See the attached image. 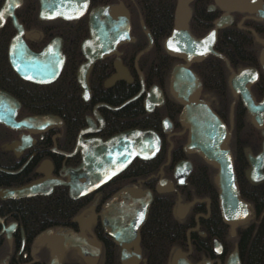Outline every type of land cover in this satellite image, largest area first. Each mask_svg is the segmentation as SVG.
<instances>
[{
    "label": "flooded vegetation",
    "instance_id": "flooded-vegetation-1",
    "mask_svg": "<svg viewBox=\"0 0 264 264\" xmlns=\"http://www.w3.org/2000/svg\"><path fill=\"white\" fill-rule=\"evenodd\" d=\"M84 1H87L86 9L80 10V0H0V110L6 111L7 116L14 114L13 120L10 121L12 125L0 122V264H123L124 247L115 243L113 237L106 232L101 221V211L114 194L128 185L138 193L149 190L152 194L145 220L138 229L136 245H130L128 248L132 254H139L134 264H146L143 233L147 230L146 224L155 197L164 194L175 195L172 215L183 227V241L172 247L167 264H172L176 255L184 257L190 264H225L227 257L235 249L239 256V229L247 227L254 212L253 204L240 192L236 174L233 143L234 140L240 139L239 135H247L244 137L247 142L253 139L254 135L257 137L258 147L252 150L243 147L247 164L245 177L255 184L264 181V177L257 182L248 177L252 165L249 155L254 157L262 150L264 126L258 127L254 123V115L244 105L240 93L234 92L231 87L233 74L245 68L254 69L257 78L247 86L254 101L264 104V10H258L257 0H251L248 10H226L221 5L226 4L224 0H208L203 5V10L204 14L210 17L211 26L202 34H195L191 26L196 18L194 11L196 12L197 0H186L190 9L187 27L196 38H202L213 29L214 21L225 11L231 17L229 24L216 30L212 47L215 52L224 56V59L207 54L201 60L191 62L188 69L201 83L199 98L212 108L230 130L226 146L232 154L240 196L249 203L250 209L249 217L232 227L223 219L220 210L217 182L219 169L199 153L185 149L188 128L179 122L183 105L170 90L172 71L186 64L184 58L169 52L164 46L165 39L178 26L175 22L177 0H168L174 1L171 25L169 34L159 46L160 51L163 50L167 55V60L170 59L164 77H159L160 69L154 56L147 61L149 71L143 66L146 60L141 62L143 55L157 47L151 33L155 30L145 24L141 11L143 4L158 9L159 4L155 0ZM263 2L264 0H260L261 4ZM245 4L246 0H232L230 6ZM57 6L63 12L80 15L73 19L40 16L53 14ZM105 6L115 7L129 18L131 39L122 41L113 52L103 55L90 65L86 74L88 97L84 98V88L77 78L80 65L87 61L81 45L91 37L90 15ZM160 15L159 10L152 16L159 19ZM234 31L240 35H248L254 44V51L242 52L240 57L243 58L236 62L237 64H233L230 58L217 49L220 43L235 46L237 38ZM137 33L142 34L144 41L140 43L141 48L133 52L125 46L137 41ZM148 34L152 39L151 45ZM15 37L25 49L26 56L23 59L27 57L26 50L38 55L50 48L45 58L48 71L43 74V81L33 82L24 78L12 64L10 45ZM62 57L64 60L61 69L54 75L57 63ZM209 57L217 58L221 64L207 63ZM17 60L13 57L14 62ZM24 63L29 62L24 60ZM69 63H77L74 79L78 96L87 106L83 124L78 127L72 143L66 145L65 121L57 113V108L61 106L63 72ZM101 64H107L106 66L111 68L104 70L103 66L100 67ZM96 68L97 77L101 78L98 86L91 80ZM200 68H204V76L200 73ZM101 71L102 73H99ZM205 79L209 80V83H206ZM153 86L160 90V96L151 95L150 104L146 105L147 93ZM119 90L122 91L121 94ZM44 92H48V97H45ZM52 98L54 104L58 105L55 108L46 105H52ZM38 99H43L44 103H37ZM135 105H138L144 114L132 116L127 124L130 127L123 128L126 126L125 119L120 121L116 129L112 127L115 131L108 127L111 123L108 113L116 118L122 115L124 109L133 110ZM37 116L51 118L20 124L22 120ZM149 118L156 120V129L140 126L144 119ZM131 129L154 130L160 138L158 153L150 159L134 157L121 172L104 185L86 195L72 198L69 187L62 182L67 180L63 175L64 168H75L81 162V150L75 151L78 139L85 141L97 137L104 141L112 135ZM240 141L242 142L241 139ZM69 153L71 155H67ZM158 156H161L162 162L156 172L144 177H123V184H116L117 176L134 161L149 162ZM182 162H188L190 169L186 170L181 178L175 177L176 166ZM157 163L156 161L154 164ZM180 180L181 183L178 184ZM208 180L214 192L212 195L205 194ZM158 183H163V191H157ZM32 186H36V189L30 188ZM21 189H26L28 195L18 196L17 192ZM63 194L77 203L75 211L65 220L62 219ZM79 243L84 246L82 250Z\"/></svg>",
    "mask_w": 264,
    "mask_h": 264
},
{
    "label": "water",
    "instance_id": "water-1",
    "mask_svg": "<svg viewBox=\"0 0 264 264\" xmlns=\"http://www.w3.org/2000/svg\"><path fill=\"white\" fill-rule=\"evenodd\" d=\"M257 1L259 2L258 10H264V2L261 4L260 0ZM224 2L226 3L225 5L220 4L226 10L230 8L232 10H248V4L252 3L251 0H246L247 4L243 6L231 7L232 0H224ZM86 5L87 1L80 0V10L86 9ZM54 11L53 14L46 16L40 14V16L45 18L60 16L65 19H73L80 15V13L76 15L63 12L58 6ZM189 15L188 2L186 0H177L175 22L178 26L165 39L164 46L169 52L184 58L186 64L180 65L172 71L170 90L183 105V109L179 114V122L185 128H188V141L185 149L199 153L206 161L214 164L219 169L217 182L220 210L226 223L233 227L238 222L244 221L249 217L250 209L249 203L240 196L232 154L226 146L230 130L227 129L224 122L212 108L199 98L202 88L201 83L196 75L188 69V65L191 62L201 60L207 54H214L224 59V56L215 52L212 47L216 39V30L229 24L231 17L225 11L219 19L214 21L213 29L202 38H196L191 35L187 27ZM129 26V18L120 13L115 7H101L93 15H90L91 37L84 40L81 45L87 61L80 65L77 74L78 82L84 88L82 93L84 98L88 97L86 74L90 65L103 55L113 52L122 41H130ZM238 26H240V23ZM148 37L151 45L152 39L149 34ZM10 46L12 64H14L20 74L33 82L43 81L42 76L48 71V64L45 63V58L50 48L38 55H33L26 50L27 57L23 59L26 56L25 49L16 37L12 40ZM13 57L18 59L17 62L13 61ZM24 60L29 63L25 64ZM63 60V57L59 59L54 75L59 73ZM262 62L264 65V56ZM256 78L257 72L254 69H242L239 73L233 74L231 87L234 92L240 93L244 105L254 115V123L258 127H263L264 104L254 101L247 86ZM153 94L160 96V90L156 86L151 87L148 91L146 105L150 104V96ZM7 115L6 111L0 110V122L12 125L13 123L10 121L13 120L12 116L14 114L11 116ZM49 117H32L28 120H22L20 124L25 125L24 123L31 120L40 122ZM77 149L81 150V162L75 168H64L63 175L67 180L62 182V184L69 187V194L72 198L86 195L104 185L121 172L134 157L140 159L154 157L160 149V138L151 129H131L112 135L104 141L97 137L85 141L78 139L75 151ZM67 155H71V153ZM249 158L252 165L248 177L254 182L260 181L264 177V140L262 150L254 157L249 155ZM189 169L190 164L188 162L179 163L176 166L174 176L181 178V175L183 176L186 170ZM177 183H181V180ZM162 184L158 183L157 191H163ZM25 190L21 189L17 192V195H28ZM151 201L152 194L149 190L138 193L131 185H128L114 194L103 206L101 211L102 224L106 232L113 237L115 243L124 247L123 264H134L139 257L138 253L132 254L128 248L130 245H136L138 229L145 220ZM79 246L81 250L84 248L82 243H79ZM176 252L178 253V251ZM172 264L190 263L184 257L176 255ZM225 264H241L236 249L229 254Z\"/></svg>",
    "mask_w": 264,
    "mask_h": 264
},
{
    "label": "trees",
    "instance_id": "trees-1",
    "mask_svg": "<svg viewBox=\"0 0 264 264\" xmlns=\"http://www.w3.org/2000/svg\"><path fill=\"white\" fill-rule=\"evenodd\" d=\"M208 0H197L195 9V19L193 20L191 30L196 34H202L211 24L210 17L204 14L203 5ZM159 4L158 9L155 6L143 4L142 16L143 21L146 25L151 26L155 32H151L156 43L157 47L145 55L142 56V61L146 62L143 64L144 67H147L149 71V64L147 61L151 58L155 59V62H158V67L160 69V76H166L170 65V59L167 60V55L163 53V50L160 51L159 46H161L162 40L169 34L170 25H171V15L174 6V1L170 2L168 0H155ZM146 3V2H144ZM164 5V7H163ZM163 7V8H162ZM162 8V9H161ZM161 11L159 19H155L152 15L156 12ZM159 20V21H156ZM235 32V31H234ZM237 43L235 46L229 43L228 45L220 43V46L217 45V49L220 50L224 55L230 58L233 61V64L242 60V52H253L252 49L254 44L253 41H250V37L246 34H239L235 32ZM137 41L133 44H127L125 48H131L133 52L138 51L141 48L140 43L144 41L142 34H136ZM243 37V38H242ZM226 40V39H224ZM228 43V42H226ZM246 47V49H245ZM162 54V55H161ZM130 58L132 55L130 54ZM237 60V61H236ZM207 63H220V60L214 57H209L206 60ZM77 63H69L63 72V82H62V91H61V106L57 108L59 110L57 113L61 115L65 121V144L70 145L73 141L74 135L78 129L83 124V115L86 110V104H84L78 96V88L75 83L74 73ZM107 64H101L105 69H110L106 66ZM143 67V68H144ZM204 68H200V73L204 76ZM98 70L97 68L93 71L91 80L93 83L98 86L100 84L101 78L97 77ZM99 73H102L99 72ZM206 83H209V80L205 79ZM119 90V94H121ZM45 97H48V92H44ZM41 97V96H40ZM52 105L46 104L48 107L55 108L57 107L54 104V98H52ZM37 103H44L43 99L36 100ZM76 108V110L73 109ZM141 108L138 105H135L133 110L124 109L122 115L119 117H112V114L108 113L111 123L108 124V127H118L120 121L125 119L126 126L123 128L130 127L127 125L130 122L132 116L143 115ZM158 119V118H157ZM238 121H241L238 119ZM156 120L149 118L144 119L141 127L148 128H157L155 124ZM241 124V122H238ZM135 126V125H134ZM139 126V125H136ZM115 131V130H114ZM113 132V131H112ZM236 133V130H235ZM237 136V133H236ZM245 134L239 135L240 139L234 140L233 148L235 149V168L238 178L240 192L243 197L249 200L253 204V215L247 223V227H241L238 232V249L239 256L242 264H264V181L260 183H251L245 177L246 171V161L244 158L243 147L250 148L251 150L259 146L257 137L254 135L253 139H249L247 142L244 138ZM255 142V143H254ZM163 153V151H162ZM161 153V154H162ZM157 164H154L155 162ZM162 162L161 156L156 157L154 160L149 162H139L134 161L130 167H128L121 175H118L115 180L118 179L117 185L123 184L122 178L125 179L132 178L135 176H147L158 170L159 164ZM198 171V169L196 170ZM112 184V183H111ZM210 180L206 183L205 194L212 195L214 194L213 190L210 187ZM175 195L173 194H164L157 195L155 197L154 204L151 207L148 222L146 224V231L143 233V242L146 246V264H167L168 255L173 246L180 244L183 241V227L180 223L174 219L172 215V209L174 206ZM77 206L76 202L69 200L65 194H63L62 199V219H67L70 214L75 211ZM49 208L47 207L46 210Z\"/></svg>",
    "mask_w": 264,
    "mask_h": 264
},
{
    "label": "snow or ice",
    "instance_id": "snow-or-ice-1",
    "mask_svg": "<svg viewBox=\"0 0 264 264\" xmlns=\"http://www.w3.org/2000/svg\"><path fill=\"white\" fill-rule=\"evenodd\" d=\"M0 19H2V13H0Z\"/></svg>",
    "mask_w": 264,
    "mask_h": 264
}]
</instances>
